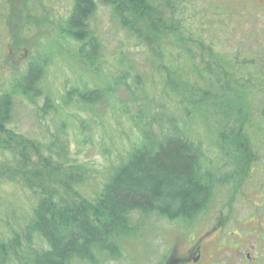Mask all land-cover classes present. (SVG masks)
Instances as JSON below:
<instances>
[{
    "label": "trees",
    "instance_id": "16d2710c",
    "mask_svg": "<svg viewBox=\"0 0 264 264\" xmlns=\"http://www.w3.org/2000/svg\"><path fill=\"white\" fill-rule=\"evenodd\" d=\"M200 2L72 0L58 28V55H36L24 72L9 78L0 91V264L121 261L127 243L143 240L150 218L189 222L208 209L218 188L237 184L233 169L242 173L244 166L235 162L243 154L235 152L231 161L217 149V159L231 170L221 175L197 121L209 103L225 107V121L233 110L237 120L243 118L248 93L240 79L245 86L264 79L255 71L257 61L238 62L237 54L227 60L213 47L201 49L204 56L191 54L186 46L194 34L220 38L242 17L238 5L207 0V7H199ZM100 4L121 33L146 42L144 63L165 74L152 81L162 90L146 83L126 44L106 59L103 42L90 29ZM211 8L213 20L206 25L197 14ZM173 46L186 47L187 55L180 51L172 59ZM54 60L79 76L60 94L47 71ZM232 93L237 102L224 101ZM72 105L83 114L71 111ZM19 109L32 115L36 136L15 125ZM259 118L264 127V105ZM222 122L213 127L220 129ZM223 134L225 144L243 139ZM85 144L99 150L100 161L78 158Z\"/></svg>",
    "mask_w": 264,
    "mask_h": 264
},
{
    "label": "rangeland",
    "instance_id": "374dc122",
    "mask_svg": "<svg viewBox=\"0 0 264 264\" xmlns=\"http://www.w3.org/2000/svg\"><path fill=\"white\" fill-rule=\"evenodd\" d=\"M219 2L238 5L242 10L240 18L242 22H238V27L235 30L231 28L232 25H235V22H232V25L227 27V31L230 33H223L220 38H212V35L199 37L196 33L197 36L194 34L193 40L186 47H190L191 54L196 52L202 54L201 49L213 47L216 52L221 49L220 53H223L227 60L234 59V55L237 54L238 62L246 61L250 65L257 61L259 70L255 71L259 72L258 77L264 79V0H219ZM3 4L4 1L0 3L1 11ZM204 4L207 7V0H201L199 7ZM4 6V15L2 14V16L7 19V24L3 34L0 35V52L2 51L0 54V91L6 87L9 78H16L18 74L24 72L27 64L36 55H42L45 51L48 56H51L52 52L54 57L58 55V28L69 16L72 0H5ZM207 11L209 12L207 13L203 9L202 15L197 14V17H200L206 25L213 20L211 15L213 9ZM94 14L90 29L103 42L106 56L119 51L115 50L117 46L126 44L125 48L130 50L134 64L140 69L146 83L155 86L153 88H156V92L158 89L162 90V84L158 86L157 83L165 77V74L159 70L158 72L152 71L144 63L146 42L140 44L137 37L129 36L125 31L123 35L121 29L114 26L115 23L112 21L108 7L100 4ZM230 19L233 20V18ZM215 26L219 27L218 23H215ZM140 27L142 26L140 25ZM186 35L191 36L188 33ZM161 41H163V46L167 44V39ZM212 41L215 44L218 43L220 47L213 45ZM66 46L68 47V45ZM186 47L173 46L169 51L173 54L172 59L180 51L182 56H185ZM19 48L21 52L23 51L24 56L18 59L13 56H17ZM9 49L13 50V54L9 52ZM244 55L247 58L241 60L240 58ZM166 56L169 55L166 54ZM106 59L110 60V57L107 56ZM208 59L207 56L206 60ZM237 68L239 66H235L233 71L235 72L234 69ZM250 69L253 68L250 67ZM47 71L50 72L51 77L53 76L59 94L62 90L64 93L66 89H69L70 85L76 84L75 80H79V76L70 73L66 65L59 60L49 63ZM251 71L253 72V70ZM236 75L239 76V73ZM83 77L85 76L83 75ZM154 79L157 83H152ZM240 81L239 84L242 83L245 87L243 89L248 93L243 118L240 117L237 120L236 110H233V116L228 117L225 121L221 113L225 111V107H214L212 103H209L197 121L201 133L206 136L204 144L208 149V156L212 157L214 165L219 164L223 168L220 171L221 175L224 173L230 175L229 171L231 170L228 166H223L217 159L215 152L217 149H222L225 153L224 157L229 155L231 161L236 157L235 152L243 154H241L243 159L235 162H240L244 166L241 168L242 173L238 171V166L233 169V172L238 176V188L235 187L233 181L218 188L208 209L189 222H168L155 217L150 218L143 240L127 243L124 260L110 264H158L167 256L169 258L183 252L188 246V239H198L207 234L218 221L223 225L222 231L204 246L206 253L215 259L212 264H220L222 261L226 264H245L246 262L264 264V127L259 118L264 105V84L260 80L253 85L245 86V79H240ZM88 87L92 88L93 86L89 84ZM207 87L209 88V86ZM121 93H119V97H121ZM224 101L236 103V95L232 93L230 100L225 99ZM69 108L71 111L83 114L79 106L72 105ZM219 121H223L221 128L219 126L217 128L220 129L214 128L213 123L216 126ZM234 121H237V124ZM14 123L20 126L23 132H33V136L40 132L34 125L32 115L26 110L19 109ZM234 124L236 125L233 129ZM222 133L228 138H233L235 134L238 137L242 135L243 139H237L236 143L231 140L225 144L221 137ZM224 146H226L225 149ZM88 148L86 144L83 145L81 148L83 152L78 154V158L100 161L99 150L95 146ZM76 150L77 147L73 142L72 151ZM222 248H224L223 251H221ZM248 254L255 258L247 260Z\"/></svg>",
    "mask_w": 264,
    "mask_h": 264
},
{
    "label": "flooded vegetation",
    "instance_id": "af4514ba",
    "mask_svg": "<svg viewBox=\"0 0 264 264\" xmlns=\"http://www.w3.org/2000/svg\"><path fill=\"white\" fill-rule=\"evenodd\" d=\"M4 1V4L2 7V11L0 10V35L3 34L4 29L6 28V24H7V19L2 16V14L4 15L3 9H4V5H5V0H0V3ZM2 52V51H1ZM0 52V54H2ZM9 52H11V54H13V50L9 49ZM17 56H13V57H17L18 59L24 56L23 51H20V48L18 49V52L16 54ZM235 187L238 188V185L236 184ZM233 196V195H232ZM222 223L220 221H218V223L213 226L209 232L207 234L202 235L200 238L198 239H188V246L183 250V252H179L177 254H174L172 256H170L169 258H167L163 264H212L213 263V256H209L206 253V250L204 248L205 244L212 238H215V236L217 234H219V232L222 231ZM211 238H208V237ZM224 248L221 249V251H223ZM238 257V256H236ZM255 257L251 256L250 254L247 255V260H251L254 259ZM220 264H226V262H221ZM245 264H254V263H250V262H246Z\"/></svg>",
    "mask_w": 264,
    "mask_h": 264
}]
</instances>
